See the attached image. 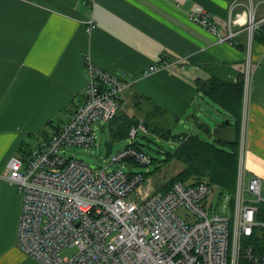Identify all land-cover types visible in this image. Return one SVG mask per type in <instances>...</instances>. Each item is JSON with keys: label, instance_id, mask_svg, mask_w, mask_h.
<instances>
[{"label": "crops", "instance_id": "1", "mask_svg": "<svg viewBox=\"0 0 264 264\" xmlns=\"http://www.w3.org/2000/svg\"><path fill=\"white\" fill-rule=\"evenodd\" d=\"M249 1L0 0V175L27 142L34 154L32 141L38 138L39 148L42 139L84 103L88 61L132 81L126 107L116 120L123 112L142 121L165 113L179 124L197 109L196 122L212 131L211 122L217 126L226 119L236 121L199 92L196 81L236 83L245 77L250 60V98L243 103L246 116L237 142L246 124L247 175L264 181V32H257L249 44L240 25ZM255 1L259 18L264 0ZM199 9L210 13L222 34L236 32L233 42H220L217 34L193 20L192 13ZM90 21L95 23L92 29ZM163 59L181 62L173 69L144 73ZM221 116L224 121L217 118ZM209 139H215L213 132ZM241 149L240 141L239 156ZM21 206L17 186L0 176V264H40L18 243Z\"/></svg>", "mask_w": 264, "mask_h": 264}, {"label": "built area", "instance_id": "2", "mask_svg": "<svg viewBox=\"0 0 264 264\" xmlns=\"http://www.w3.org/2000/svg\"><path fill=\"white\" fill-rule=\"evenodd\" d=\"M258 4L247 3V16L240 24L250 45L257 32H264V15L256 16ZM191 17L217 34L220 42H233L236 32L222 34L207 10L199 9ZM94 27L90 21L89 29ZM179 62L163 59L144 73L173 69ZM87 71L84 103L42 139L33 155L11 156L0 175L21 195V250L40 264H264V254L250 243L255 229L264 227V215L258 219L264 181L258 175L247 178L245 131L234 201L226 196L230 216L213 208L217 184L176 181L166 191L152 190V179L134 171L133 162L148 165L154 160L136 141L140 129H148L142 120L131 127L128 146L112 155V162L122 167L94 166L66 155L68 146L95 145L96 124H110L127 104L132 81L126 74H114L91 61ZM250 71L249 60L246 94Z\"/></svg>", "mask_w": 264, "mask_h": 264}, {"label": "trees", "instance_id": "3", "mask_svg": "<svg viewBox=\"0 0 264 264\" xmlns=\"http://www.w3.org/2000/svg\"><path fill=\"white\" fill-rule=\"evenodd\" d=\"M245 77L236 82H225L219 79L210 78L207 80H197L196 86L203 95L219 104L228 111L236 121L237 130L240 131L243 114V97ZM155 114V111H153ZM118 118V115L116 116ZM113 121L111 132L116 137L128 136L131 127L138 125L140 120L130 116L126 112L119 115V120ZM176 122L178 118L175 119ZM146 127H151V123L146 122ZM197 125L209 135H212L210 126L203 122ZM222 125H225L224 123ZM57 127V126H56ZM154 132L160 134L167 140L173 139L174 130L171 128L151 127ZM180 161L184 168L167 181L159 190L170 189L176 181L196 184L201 181H208L217 184L221 188V194H228L231 202L234 201V194L237 187L239 171V141L237 143H227L216 138L205 139L198 133H190L186 138L179 139L178 145L173 151H168L165 161ZM145 177H150L144 173ZM171 181V182H170ZM261 215H264V203H260ZM250 243L255 249L264 254V227H257ZM240 264H249L241 261Z\"/></svg>", "mask_w": 264, "mask_h": 264}, {"label": "rangeland", "instance_id": "4", "mask_svg": "<svg viewBox=\"0 0 264 264\" xmlns=\"http://www.w3.org/2000/svg\"><path fill=\"white\" fill-rule=\"evenodd\" d=\"M244 99L243 103L245 102V98H250V91L248 90L246 94V83L244 85ZM246 95V96H245ZM194 109L189 112L187 115L192 114ZM199 114V113H198ZM187 115H185V118L183 121H181L179 124L176 122L175 117L173 115H166L163 113V115L159 114L157 117H154L152 119L144 118L143 122H149L151 123V127H162V128H171L174 130V133H178L180 131H189L190 133H198L203 138L209 139L210 135L207 134V132L200 129L197 125L196 117L187 119ZM242 116H246L244 113ZM198 117H202L206 120H208L206 115H200ZM219 120L224 121L225 119L221 117H217ZM193 120V121H192ZM195 121V122H194ZM212 124V132L214 130L215 123L211 122ZM109 124H102L101 122H98L95 127V131L98 136L97 143L92 146H79V145H71L66 147V155L72 156L75 155L79 159H83L85 162L90 163L94 166H106L108 165L111 169H116L119 167H122V163L119 162H112V155L117 154L120 150L124 149L128 146L130 143L131 137L130 135L124 136V137H116L112 134L111 130L108 128ZM150 126L147 127V131H143L140 129V132L136 138V141L141 145L143 150L148 153L150 156L153 157V162L151 164H140L137 162L134 163V171L136 172H145L148 173L151 180V185L149 186L152 190H159L163 187V185L169 181L175 174H177L180 170L184 168V164L180 161L173 160L171 162H166V154L168 151H173L176 146L178 145L179 139H176L173 137L171 140H167L160 134H157L152 130ZM246 130V124H244V128L242 130V133ZM246 137V134H245ZM244 137V138H245ZM242 138V137H241ZM112 141L113 146V152L109 155H106V141ZM242 141V139H239V142ZM28 143V142H27ZM27 143L22 147V150L20 151L22 154L27 155V157H30L31 154H33L29 149V146ZM39 139L35 138L34 141H32L33 149L35 152V148H38ZM20 153V155H21ZM22 156V155H21ZM240 158V156H239ZM126 163V162H125ZM126 170H128L127 166H124ZM247 178H249L247 176ZM263 195H264V184H263ZM226 196H230L228 194H221V188L218 186L216 188V191L213 193L212 201L214 203V210H216L217 213L230 216L232 214L231 210V204L230 199ZM215 212V211H214ZM71 253L70 251H65L64 254Z\"/></svg>", "mask_w": 264, "mask_h": 264}, {"label": "water", "instance_id": "5", "mask_svg": "<svg viewBox=\"0 0 264 264\" xmlns=\"http://www.w3.org/2000/svg\"><path fill=\"white\" fill-rule=\"evenodd\" d=\"M197 109H194L192 114L187 115V119H190L195 116ZM225 125H217L213 130V135L217 140L236 143L238 140V130L237 125L233 124L230 119L225 120ZM190 134L189 131H180L174 133L173 137L176 139L186 138ZM113 150V143L111 141H106V155H109ZM83 160V159H81Z\"/></svg>", "mask_w": 264, "mask_h": 264}, {"label": "bare ground", "instance_id": "6", "mask_svg": "<svg viewBox=\"0 0 264 264\" xmlns=\"http://www.w3.org/2000/svg\"><path fill=\"white\" fill-rule=\"evenodd\" d=\"M171 182V181H170ZM165 186V185H164Z\"/></svg>", "mask_w": 264, "mask_h": 264}]
</instances>
